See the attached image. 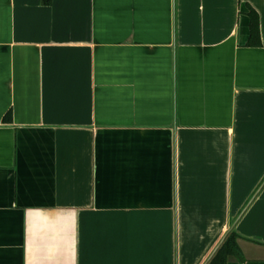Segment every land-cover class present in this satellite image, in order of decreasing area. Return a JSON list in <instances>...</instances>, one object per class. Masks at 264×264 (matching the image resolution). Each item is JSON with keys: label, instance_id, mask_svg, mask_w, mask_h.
Masks as SVG:
<instances>
[{"label": "crops", "instance_id": "0c3cea01", "mask_svg": "<svg viewBox=\"0 0 264 264\" xmlns=\"http://www.w3.org/2000/svg\"><path fill=\"white\" fill-rule=\"evenodd\" d=\"M229 227L264 264V0H0V264H207Z\"/></svg>", "mask_w": 264, "mask_h": 264}, {"label": "trees", "instance_id": "16d2710c", "mask_svg": "<svg viewBox=\"0 0 264 264\" xmlns=\"http://www.w3.org/2000/svg\"><path fill=\"white\" fill-rule=\"evenodd\" d=\"M51 0H44L45 3H49ZM251 18V37L250 44L259 45L260 44V32H259V18L254 13H250ZM239 233L233 229L231 230L221 245L217 248L215 253L209 259L207 264H228L231 259L242 260L243 254L241 247L239 245L240 239Z\"/></svg>", "mask_w": 264, "mask_h": 264}, {"label": "water", "instance_id": "95a60500", "mask_svg": "<svg viewBox=\"0 0 264 264\" xmlns=\"http://www.w3.org/2000/svg\"><path fill=\"white\" fill-rule=\"evenodd\" d=\"M231 228L229 229V232H230ZM227 234V233H226ZM226 235H224V237L221 239V241L219 242V244L217 245V247L215 248V250L213 251V253L211 254L210 257H212V255L215 253V251L217 250V248L221 245V243L223 242V240L225 239ZM209 257V258H210Z\"/></svg>", "mask_w": 264, "mask_h": 264}, {"label": "rangeland", "instance_id": "374dc122", "mask_svg": "<svg viewBox=\"0 0 264 264\" xmlns=\"http://www.w3.org/2000/svg\"><path fill=\"white\" fill-rule=\"evenodd\" d=\"M230 228V227H229Z\"/></svg>", "mask_w": 264, "mask_h": 264}]
</instances>
